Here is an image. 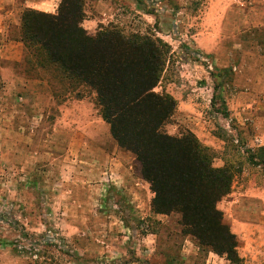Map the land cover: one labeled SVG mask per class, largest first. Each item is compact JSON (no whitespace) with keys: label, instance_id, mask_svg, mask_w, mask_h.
<instances>
[{"label":"rangeland","instance_id":"rangeland-1","mask_svg":"<svg viewBox=\"0 0 264 264\" xmlns=\"http://www.w3.org/2000/svg\"><path fill=\"white\" fill-rule=\"evenodd\" d=\"M14 1L0 0V68H14L18 75L31 83L26 86L19 83L18 87L16 84L5 86L0 79V129L9 130L19 125L27 130L17 131L21 137L15 139L11 133L8 138L10 142L4 147V151L1 149L0 157L4 152L8 158L15 154L24 161L28 156L29 145L26 143L30 137L35 140V133L39 131L37 126L47 122L55 124L61 118L63 127L67 126L70 144L74 141L73 135L76 132L79 137L84 138L81 156L83 160L89 159L90 162L82 165L86 167L84 170L90 169L89 172L98 176L90 178L89 184L73 181L72 185V177L75 175L87 179L92 173L78 175L74 167L76 165L71 161L68 169L66 168L69 174L58 178L41 172H21L19 179V172L13 166L0 165V264H12L13 261L8 258L10 254L29 257L31 264H128L126 259L119 256L125 254L124 257L135 258L142 264H218V258L225 259L226 262L221 264H233L229 262L227 255L221 257L202 246L192 235L191 227L183 223V216L179 211H172L169 215L154 212L156 193L152 184L140 174L136 158L131 152L122 149L131 159V162L125 157L121 159L128 173L125 180L120 181L114 171L111 172L112 159L103 153L98 155L100 145L105 152L111 149L110 145L104 146L102 141L95 140L96 137L100 138L99 134L104 135L105 125L108 130L110 126L102 118L94 89L77 83L74 85L58 68L38 66L36 57L28 54L23 44L24 58L20 63L2 58L5 53H2V49L6 43L21 42V19L24 12H10ZM208 1L82 0L84 18L81 27L90 37H97L105 30H117L126 38L149 37L166 45V49H163L166 55L161 79L153 92L160 96H170L176 107L163 131L176 139H184L190 135L196 137L193 132L196 123L203 131H208L213 142L208 147L213 168H227L233 173L230 195L216 205L217 210L223 214V225L230 227L227 202L237 194L247 197L255 190L264 188V168L255 165L258 162L251 159L252 154L262 147L258 143L254 144L252 124L249 120H244L248 119L247 116L239 120L228 113L223 86L232 78L230 71L220 68L211 58L208 59L212 61L210 64L191 48L190 33L204 29L203 17L209 8L206 4ZM241 1L249 4V0ZM62 2L60 0L55 11L49 15L58 16ZM243 39L248 45L260 46L264 50V30L253 31ZM10 50L8 56L10 53L14 55L16 48ZM196 64L200 73L194 76L191 68ZM33 82L36 84L32 85ZM33 129L35 133H31ZM4 135L0 131V138L5 137ZM17 140L22 143L21 154L16 152L18 150L12 144ZM43 144L44 142L42 147ZM73 145L76 146L77 143L73 142ZM38 151L42 152V149ZM92 151L96 152L95 158L91 155ZM95 159L99 160V164ZM16 166L19 170L22 168V165ZM92 168L95 171H91ZM45 182L47 185H44ZM62 183L70 185L69 188L89 187L92 198L97 200L94 206L95 211H98L97 223H90L91 231L87 230L86 235H79L76 229L62 222L66 216L59 207L67 201L60 197V189L65 188ZM16 188L26 193L29 189L42 188L51 195L36 196L40 206H34L31 210L28 209V204L25 206L24 202H20L23 199L28 201L30 197L15 196L13 192ZM1 192L6 195L5 198ZM44 202L57 207L50 217L52 220L49 225H45L44 217L51 212L49 207L44 206ZM114 205L122 207L116 209ZM131 210L130 214L133 216H130V220L123 217L122 213H129ZM119 218H122V223L116 222ZM133 232H137L138 237L148 236L141 243L140 250L131 247L135 242L129 233ZM106 233H109L112 242L120 239V236L129 237L122 239L123 252L118 255L110 253L109 257L98 254L99 249L95 245L104 239ZM88 251H94L93 258L84 256L85 253L88 255Z\"/></svg>","mask_w":264,"mask_h":264},{"label":"trees","instance_id":"trees-1","mask_svg":"<svg viewBox=\"0 0 264 264\" xmlns=\"http://www.w3.org/2000/svg\"><path fill=\"white\" fill-rule=\"evenodd\" d=\"M82 4L63 0L58 16L26 10L21 42L28 54L38 66L58 68L74 85L95 90L113 140L135 156L140 174L153 186L155 213L179 211L202 246L241 264L237 238L216 208L231 193L233 173L213 168L209 148L197 137L176 139L163 131L176 107L170 96L153 92L166 45L149 37L126 38L117 30L90 37L81 27ZM251 159L264 168V148Z\"/></svg>","mask_w":264,"mask_h":264},{"label":"crops","instance_id":"crops-1","mask_svg":"<svg viewBox=\"0 0 264 264\" xmlns=\"http://www.w3.org/2000/svg\"><path fill=\"white\" fill-rule=\"evenodd\" d=\"M59 2L60 0H15L10 12L15 10L19 12L35 10L50 14L55 11ZM206 4L209 8L203 17L204 29H197L196 32L190 33L191 48L194 52L203 56L205 61L210 64L214 61L217 65L219 64L220 68L230 71L232 78L223 86V94L227 100L226 106L228 107V113L237 119L247 116L246 118L248 119L244 118V120H249L252 124L254 144L258 143V146L264 147V50L260 46L254 47L253 44L248 45V43L243 42V37L247 34L253 31L264 30V0H249V4L241 0H209ZM5 25H7V22H5ZM21 44L23 43H6L2 49V53L5 52L2 54V58L20 63L24 58V51ZM10 48L12 51L13 48H16V51H14V55L10 53V56H8V52L11 51ZM209 58H211L212 61H209ZM191 70L194 76L200 73L197 64L192 65ZM0 74L2 76L0 79L5 86H14L16 84V87H18L20 85L19 83L25 86L27 83H31V81H28L23 76L18 75L14 68H0ZM35 84L36 82L32 83V85ZM33 115L36 114L34 113ZM56 123L47 122L43 125L38 123L39 125L37 128H39V131L35 133L33 132L34 129L31 130V133H35V140H32L30 137L29 142L26 143L29 145L27 159L23 161L20 156L15 154L12 158H8L4 155V152H2L0 165L4 167L13 166V168L19 172L17 174L19 179H21V172L24 174L41 172L46 174V176L53 177L54 175L58 178L59 176L66 177L69 174L66 172V168L68 169V165L71 161L76 165L74 167H76L78 175H88L90 169L84 170L86 167L82 164H89L90 160H83L81 156L82 146L85 143L83 142L84 138L82 139L79 137V134L76 132L73 135V142H75V144L77 143V145L74 146L73 142L70 144L69 135H67V126L63 127V120L61 118H58ZM33 128H36V126ZM104 129V135L101 136L99 134L98 136H100V138L96 137L95 140L96 142L102 141L101 144L104 146L107 144L110 145L111 149L105 152V149L102 148L100 144L96 143V145H100V153H98V155L103 153L106 154L109 159H112L111 164H113V166L110 167V170L111 172L113 170L118 179L123 182L125 180V175H128V173L125 163L121 159L125 157L129 159L130 162L131 159L126 156L113 140L107 125H105ZM193 129L194 134L204 146L210 147L213 145L208 131L205 132L203 129H200L197 123ZM21 130L25 132L27 128L16 125V128H10L9 130L8 128L0 129V131L5 134V137L0 138V151L1 149L4 151V147L8 146L10 134H13L12 137L14 139L15 137L20 138L21 135L17 131ZM43 142L44 146L42 147ZM12 144L18 150L16 152L21 154L22 143L17 140ZM38 149H42V152L38 151ZM91 155L95 158L96 152L92 151ZM121 155L123 156L121 157ZM96 163L99 164V160H96ZM16 165H22V168L19 170V167ZM41 168H44V171ZM82 170L83 172L81 173ZM91 171L95 170L92 168ZM89 173L92 174L88 175L89 178L87 179L78 178L76 175L74 178L72 177V185H74L73 181H77L80 184H89L90 178L98 176L96 173ZM101 180L104 179L101 178ZM39 185L38 183L37 187H39ZM44 185H47L46 182ZM63 186H65V188L62 187L59 191L60 197L66 198L67 201L66 203L63 202L59 207L64 211V215L66 216V219L62 220V222L69 224L67 225L68 227L71 226L76 229L79 235H86L88 232L87 230L91 231L89 226L90 223H97L98 211L94 209L97 200L92 198V192L89 187L81 186V189H79L76 187L69 188L70 185L68 184ZM1 193L5 198L6 195H4L3 192ZM13 194L19 197L29 196L30 198H28V201L25 199L22 201L20 199V202H24L25 206L28 204L30 206L28 209L31 210L34 206H40V201L36 199V196L51 195L42 188L38 190L29 189L27 193L16 188ZM246 196L247 197L237 194L236 197L227 202L230 229L237 238V252L242 263L264 264V188L255 190L251 196ZM49 202H52V200ZM44 206L49 207L48 210L51 212L50 215L45 214L44 217L45 225H49L52 220L50 217L56 212L57 207L47 202H44ZM121 207L122 206L114 205L116 209ZM124 207L126 206L124 205ZM131 212L132 210L129 213H122V215L130 220V216H133L130 214ZM30 220L32 221L33 219L30 218ZM116 222L122 223V218H119ZM108 234L109 233H106L104 239L100 240L98 245H95V248L99 249L98 254H101L102 257H109L110 253L116 255L120 254L123 252L122 239H129L128 236L124 235L120 236V239L112 242ZM129 234H131L130 237L134 238L135 242L131 245L132 249L140 250L141 243L145 242L148 236L138 237L137 232ZM88 252V255H85L87 254L85 253L84 256L93 258L92 254H95L94 251ZM143 252L142 250L141 253ZM119 256H122V259H126L128 264H142L133 257V254H130V256L134 259L124 257L126 254ZM8 258L13 261L12 264H31V262L28 261L30 260L29 257L23 255L10 254ZM5 260H7V258ZM224 261L225 259L218 258V264Z\"/></svg>","mask_w":264,"mask_h":264}]
</instances>
